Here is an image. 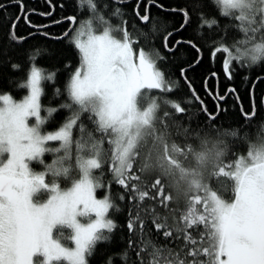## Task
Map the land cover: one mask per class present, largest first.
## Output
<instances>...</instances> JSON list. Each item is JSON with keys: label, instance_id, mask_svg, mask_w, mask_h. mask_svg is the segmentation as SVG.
<instances>
[{"label": "trees", "instance_id": "16d2710c", "mask_svg": "<svg viewBox=\"0 0 264 264\" xmlns=\"http://www.w3.org/2000/svg\"><path fill=\"white\" fill-rule=\"evenodd\" d=\"M4 2L8 3V0ZM137 2L138 0H122V2L121 0H51V4L55 6L53 16L32 15L31 21L44 24L50 23L52 19L75 16L76 22L69 31V36L63 40H52L37 35L17 48L13 63L18 64L19 68L15 70L5 68L0 72V93H8L14 99L25 96L28 92V87L25 85L29 81L33 63L44 70L45 76L55 72L53 80L41 81V110L46 116L43 130L53 131L62 127L72 114L70 109L61 107L62 104L71 103L67 84L70 74L81 63L79 50L75 44L69 43V39L75 35L80 23L90 22L96 30H102L105 25H110L116 32H118L116 29H126L133 38L132 44L135 49L158 51L166 57V60L158 62L157 66L170 80L175 81V85L171 92L148 90L149 97L161 102L160 108L157 109L152 122L145 128L124 170L125 178L129 176L134 178L135 188L146 190V194L153 195L161 191L162 199L157 197L154 200L150 198L139 200L134 198L138 197L135 189L130 191L118 185L110 171V165L118 167V156L114 149V130L108 127L103 135L94 134L95 156L99 158L101 165L100 169L92 170L93 176L101 184V187L96 188V195L107 196L112 201L113 208L109 209L107 216L118 227L111 233L105 230V234L110 239L97 244L89 264H108L109 258L112 259L113 264H136L137 250H140L147 262L152 259L151 254L156 247L168 249L172 253L171 260L164 259L160 264H209L212 253H218L220 242L216 213L212 211L213 200L215 197L223 201L233 200L236 193L234 168L237 159L245 155L252 145L264 143V137L258 139L260 128L264 125V107L260 105L261 97H264V80L261 79L264 75V60L243 68L234 66L236 74L233 79H225V73L221 71V61L227 59V54L221 52L214 55V63L210 62L208 46L219 44L220 47L231 48L234 44L238 45L244 39V35L236 29L235 22L230 16L222 15L224 10L219 3H215L214 0H202L203 16L215 18L218 26L211 30L200 27L201 21L195 14L190 13L189 26L171 37L173 40L185 39L205 46L201 52L202 63L186 74L191 80L193 91H190L189 85L180 78V69L195 59L196 52L191 48L181 47L175 57H170L163 47L167 33L174 32L184 20L179 13L185 9L187 0H156L157 5L162 7L152 6L148 0H139L141 14L143 8L148 6L150 19L147 23L141 22L135 14ZM24 4L26 9L36 12L50 11L46 0H24ZM60 4L63 5L62 9L59 7ZM171 9L177 11L172 12ZM17 11L16 7L9 6L5 15L11 17ZM261 20L260 15L255 23L256 35L251 38L253 44L264 43L261 39L264 33L259 31L263 25L259 23ZM71 24L64 21L47 31L53 36H62ZM153 25L155 31L152 30ZM7 31V27L0 29V41ZM18 31L26 34L30 29L21 23ZM34 47L55 50L57 55L51 58H38L33 62L27 54L32 52ZM65 65L70 67L66 68ZM212 72L219 74L218 91L221 95L225 94V89L230 85L235 87L239 95V99L233 96L221 103L222 110L219 112H217V101L212 95L205 93V77ZM254 81L258 82L253 84ZM216 84L215 79H209L207 86L215 89ZM253 88L256 116L251 117L249 114V118L246 119L250 89ZM195 95H198L202 103L193 99ZM138 101L142 106L151 103L146 95H139ZM163 101L181 103L188 111L185 115H180L178 112H173L170 103L164 104ZM49 108L57 110L49 116ZM202 108L207 112L202 111ZM165 112L176 116L182 127L178 129L172 121L165 120L163 116ZM212 115H215V119L209 118ZM88 116V113L80 116L78 125L72 129L67 145V155L71 158L72 177L81 176L79 161L91 155V146L85 148L80 143L84 138L80 129L92 132L95 128L94 122ZM185 128L187 131L184 130ZM221 133L226 134L224 138L221 137ZM232 133L235 135H231ZM47 148H59L60 152L46 151L41 157L44 164L32 161L30 168L35 173L45 172L46 182H49L52 180V175L45 165H53L55 161L64 157L65 152L62 141H49ZM56 182L61 189L71 185V179L65 177L57 178ZM46 198L47 194L41 197V199ZM137 215L140 217L138 226L129 231L127 224ZM157 217L160 218L158 222L172 232L173 238L165 239L162 235L163 230L155 228L153 220ZM59 232L60 234L57 235V230H54V237L64 246L73 247L74 242L70 239L72 230L64 227ZM59 264H70V261L62 260Z\"/></svg>", "mask_w": 264, "mask_h": 264}, {"label": "snow or ice", "instance_id": "6c2138e0", "mask_svg": "<svg viewBox=\"0 0 264 264\" xmlns=\"http://www.w3.org/2000/svg\"><path fill=\"white\" fill-rule=\"evenodd\" d=\"M122 2V0H121ZM215 3H221L224 6L222 15L231 17L235 22V27L244 35V39L238 45L234 44L220 47L208 46L210 50L209 59L214 63V55L223 52L227 54V59L221 61V71L225 73V79L232 80L235 73V67H245L256 64L264 60V43H252L251 38L256 35V24L251 20L246 22L245 8H251L254 0H214ZM50 11L47 13L36 12L26 9L24 0H0V29L7 27L8 31L3 34L4 38L0 41V72L5 68L18 69L19 65L13 63V57L17 48L37 35L45 39L63 40L69 36L65 31L62 36H53L47 30L57 24L68 21L76 22L75 16H66L62 19H52L50 23L36 24L31 21L32 15L52 17L55 6L51 0H46ZM152 6L157 5L156 0H148ZM264 3V0H260ZM16 7L17 13L13 16L5 15L6 9ZM59 7L63 8L60 4ZM95 8V5H93ZM229 10H232L229 12ZM176 12V9H171ZM190 13L195 14L201 21L200 27H207L211 30L218 26L215 18L203 16L202 0H187L185 9L181 11L184 17L180 27L174 32H169L164 38L163 47L168 56L175 57L181 47L191 48L196 52V57L189 62L186 67H181V79L189 85L191 80L187 73L202 63L201 52L204 45L197 44L194 41L185 39L173 40L171 37L185 30L190 24ZM135 14L141 22L147 23L150 19L148 6L143 8L141 14V3L137 2ZM21 23L30 31L26 34L18 31ZM155 31V25H153ZM123 33L121 39L112 35V30L105 29L101 34H93L90 31L85 33L83 29L77 31L69 39V43L75 44L79 50L81 63L69 78L67 84V93L71 103L62 104V108L70 109L72 114L67 122L54 134H44L41 131V125L44 121L41 119V105L39 103L41 96V81L44 79L53 80L56 73L44 75V70L37 67L35 63L30 70V77L26 87L30 88V95L22 102H16L10 95H0V264H59L62 260L70 261V264H89L98 243L108 241L110 237L105 234L113 232L118 225L110 218H106L109 209L113 208L112 201L109 198L97 199L95 189L101 187V184L92 175V170L100 169L101 165L98 158H91L96 155L93 135L99 133L103 135L109 125L122 119L125 113H131L134 109V102L139 95H146L151 102L147 112H142L138 120L140 123H146L151 114L160 108L161 102L148 96V90H161L171 92L175 81L170 80L164 71L157 67L158 62L166 60L158 51H138L134 52L131 46V40L127 31L120 29ZM264 33V25L259 28ZM199 35V33H198ZM147 38V37H146ZM218 39V38H217ZM264 40V35L261 36ZM222 43V41H220ZM251 45V46H250ZM28 57L31 61L38 58H51L56 56L55 50L49 51L47 48L34 47L29 52ZM66 68L70 65H65ZM217 81L215 89L208 88V80ZM264 80V75L261 77ZM258 81H254L253 84ZM205 93L212 95L217 101V112L221 111L220 104L227 99L239 95L234 86L230 85L225 89V94L221 95L218 91L219 74L212 72L205 77ZM59 94V90H57ZM193 99L199 100L198 95ZM164 104H171L173 112L185 115L188 111L186 106L181 103L163 101ZM260 105L264 107V97H261ZM57 109L49 108L48 115L51 116ZM205 113L207 110L202 108ZM88 113V118L94 122L95 128L92 132L81 128L80 131L84 137L80 143L85 148L91 146V155L87 159L81 158L79 167L82 170V178L72 177L70 160L67 155V145L70 141L72 129L78 125L80 116ZM256 116L254 102V88L250 89V103L246 119ZM165 120L172 121L176 128H181L182 124L172 113H163ZM34 117L38 123L30 126L28 120ZM215 119V115L209 117ZM187 131V129H184ZM222 138L225 133L220 134ZM231 135H235L232 133ZM264 137V125L261 126L258 139ZM47 141H62L65 155L58 159L53 165H45V168L52 175V180L46 182L45 172L35 173L30 168L32 161L44 164L41 159L46 151L60 152V149H49L44 145ZM175 148V145L173 146ZM255 150V159H264V150H256V145L251 146L249 156H253ZM6 154V155H5ZM240 164L243 160L240 159ZM228 167V165H226ZM125 162L120 160L119 167L110 165L115 182L130 191L135 189L139 200L145 198L162 199V192L157 191L155 195L146 194V190L135 188L134 178L124 176ZM65 177L71 179V187L62 190L56 182L57 178ZM243 195L238 198L236 205L221 207L217 201L212 211L217 213L219 224L217 231L221 235V247L227 248L225 229L234 214L236 207L247 201L248 193L241 187L238 189ZM47 194L46 199L41 197ZM123 199V197H121ZM163 206H165L162 203ZM95 214L94 222L82 224L78 217ZM159 217L153 220L157 230H163L162 235L165 239L173 238L172 232L166 230L160 224ZM166 221V218H164ZM140 217L130 219L127 228L132 231L138 226ZM67 227L72 230L70 239L74 242V248L65 247L59 239L54 237V230ZM182 238V237H181ZM130 246H131V242ZM186 244L188 242H185ZM152 259L145 261L140 250H137L136 264H160L164 259L171 260L172 253L168 249L159 247L152 251ZM220 253L213 252L209 264H218ZM159 257V259H157ZM223 257L227 258L229 264H264V230L257 228L255 232L244 238L243 246L232 247L231 251H223ZM108 264H113L109 258Z\"/></svg>", "mask_w": 264, "mask_h": 264}, {"label": "rangeland", "instance_id": "374dc122", "mask_svg": "<svg viewBox=\"0 0 264 264\" xmlns=\"http://www.w3.org/2000/svg\"><path fill=\"white\" fill-rule=\"evenodd\" d=\"M219 4L224 10V6L222 2ZM231 11L232 10H229V12ZM244 13L246 15V22L248 20L253 19L251 21L254 23H256L257 17L261 15L262 20L259 23H262L264 25V3H260V0H254L251 8H245ZM106 26L108 28H105ZM104 28L112 30V35L117 39H121L123 36V33L119 29H116L118 30V32L113 31L110 25L103 26L102 30H96L93 24H91L90 22L80 23L78 25L77 31H81L83 29L85 33L90 31L93 34H101L102 31L105 30ZM125 31L127 30L125 29ZM128 35L131 40V43H134L133 38H131L129 33ZM133 50L134 52L139 51L138 49L135 50L134 48ZM141 50L148 51L143 48H141ZM4 94L10 95L8 93H0V95H4ZM29 95H30V88L28 87L27 94L23 96L21 99H14L11 95L10 96L13 98L14 101L22 102L23 99H25ZM39 103L41 105V99L39 100ZM2 104L3 102L0 101V105ZM134 104L135 106L131 113H125L122 119H119L116 122H114V124L109 125V127H112L114 130V149H115V153L118 156L117 157L118 167L121 159L124 160L126 166V164L128 163L127 161L130 159V156L134 152L135 147L139 142V140L141 139L145 128L152 122V120L155 117V113L157 112V110L153 112L151 114V118L146 123H140L138 120L139 115L142 112H147L150 104L148 105L145 104L146 106L143 105L144 106L143 107L138 101V96ZM41 119L45 123L46 116L42 113V110H41ZM28 123L30 126H35V124L38 122L34 117H30ZM44 123L41 125V131L44 134H54L55 132L59 131L61 128L59 127L58 129L53 131H44L43 130ZM48 142L49 141H47L44 145L46 148ZM255 145H256V150H264V143L262 144L259 143ZM250 150L251 148L248 150V152L245 155L240 156L236 161L234 168V173L236 178V193L233 200L223 201L218 197H215L213 200V205L217 201H219L221 207H226L237 204L238 198H240L243 195V193L238 191L239 188L243 187L248 193L246 203L240 204L236 207L234 214L230 218L229 224L226 226L224 235L226 237V243L228 244L227 248L221 247V235L219 233L220 242H219L218 253H220V256L218 258V264H229L228 259L223 257V251L225 250L231 251L232 247L243 246L244 238L255 232L257 228L264 230V159H255L254 158L255 150L253 151V156L250 157L249 156ZM91 158H98V157L93 156ZM240 159L243 160L242 165L240 164ZM79 178H82V170H81V176ZM71 186L72 185L66 188H62V190H66ZM95 196L97 199H103L107 197V196H102V197L97 196L96 189H95ZM217 215L218 214L216 213V221L218 226L219 220L217 219ZM106 218H108L107 214H106ZM94 219H95L94 213H90L88 216L78 217V220L82 224L94 222ZM68 248L72 249L74 248V246Z\"/></svg>", "mask_w": 264, "mask_h": 264}, {"label": "water", "instance_id": "95a60500", "mask_svg": "<svg viewBox=\"0 0 264 264\" xmlns=\"http://www.w3.org/2000/svg\"><path fill=\"white\" fill-rule=\"evenodd\" d=\"M74 24H75V23H72V24H71L70 28L68 29V32H69L70 30H72Z\"/></svg>", "mask_w": 264, "mask_h": 264}, {"label": "flooded vegetation", "instance_id": "af4514ba", "mask_svg": "<svg viewBox=\"0 0 264 264\" xmlns=\"http://www.w3.org/2000/svg\"><path fill=\"white\" fill-rule=\"evenodd\" d=\"M133 47V46H132ZM135 49V48H134ZM140 51V49H138Z\"/></svg>", "mask_w": 264, "mask_h": 264}]
</instances>
